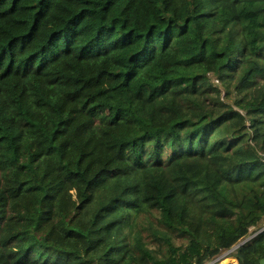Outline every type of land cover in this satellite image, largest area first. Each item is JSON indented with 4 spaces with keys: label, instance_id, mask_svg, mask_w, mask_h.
Listing matches in <instances>:
<instances>
[{
    "label": "trees",
    "instance_id": "obj_1",
    "mask_svg": "<svg viewBox=\"0 0 264 264\" xmlns=\"http://www.w3.org/2000/svg\"><path fill=\"white\" fill-rule=\"evenodd\" d=\"M263 222L264 0H0V264H258Z\"/></svg>",
    "mask_w": 264,
    "mask_h": 264
},
{
    "label": "water",
    "instance_id": "obj_2",
    "mask_svg": "<svg viewBox=\"0 0 264 264\" xmlns=\"http://www.w3.org/2000/svg\"><path fill=\"white\" fill-rule=\"evenodd\" d=\"M260 231H262V229H261ZM260 231H259V232H260ZM259 232H258V233H259ZM240 246H241V245H239V244L235 245L231 250H229V251H228L226 254H224L221 258H219V260L222 259V258H225V257L228 256L229 254H232V252L235 251L236 249H238ZM258 264H264V259L260 260V261L258 262Z\"/></svg>",
    "mask_w": 264,
    "mask_h": 264
},
{
    "label": "built area",
    "instance_id": "obj_3",
    "mask_svg": "<svg viewBox=\"0 0 264 264\" xmlns=\"http://www.w3.org/2000/svg\"><path fill=\"white\" fill-rule=\"evenodd\" d=\"M262 231H264V222H263V226H262ZM248 239H250V237L248 238ZM248 239H246V241L248 240ZM245 242V241H244ZM244 242H242V243H239V245H242ZM227 257V256H226ZM224 258H222V259H218V260H216V261H214V262H211V263H209V264H220L221 263V261L223 260Z\"/></svg>",
    "mask_w": 264,
    "mask_h": 264
},
{
    "label": "rangeland",
    "instance_id": "obj_4",
    "mask_svg": "<svg viewBox=\"0 0 264 264\" xmlns=\"http://www.w3.org/2000/svg\"><path fill=\"white\" fill-rule=\"evenodd\" d=\"M235 251H236V250H235ZM235 251H233V252H232V254H234V253H235ZM229 255H231V254H229Z\"/></svg>",
    "mask_w": 264,
    "mask_h": 264
}]
</instances>
